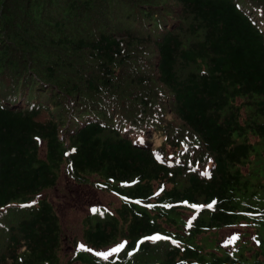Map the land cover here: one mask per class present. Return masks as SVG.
Returning a JSON list of instances; mask_svg holds the SVG:
<instances>
[{
    "label": "trees",
    "instance_id": "16d2710c",
    "mask_svg": "<svg viewBox=\"0 0 264 264\" xmlns=\"http://www.w3.org/2000/svg\"><path fill=\"white\" fill-rule=\"evenodd\" d=\"M0 264H264V0H0Z\"/></svg>",
    "mask_w": 264,
    "mask_h": 264
},
{
    "label": "rangeland",
    "instance_id": "374dc122",
    "mask_svg": "<svg viewBox=\"0 0 264 264\" xmlns=\"http://www.w3.org/2000/svg\"><path fill=\"white\" fill-rule=\"evenodd\" d=\"M46 195L56 209L64 233L62 234L64 242L60 244L59 253L62 263L71 260L74 238L83 240L84 226L82 224L85 217L100 207L113 211L119 206L117 198L113 195L102 193L91 187L74 186L71 180L64 175L60 177L57 187L47 191ZM232 231L222 232L231 237ZM110 248L112 247L103 252H107Z\"/></svg>",
    "mask_w": 264,
    "mask_h": 264
},
{
    "label": "snow or ice",
    "instance_id": "6c2138e0",
    "mask_svg": "<svg viewBox=\"0 0 264 264\" xmlns=\"http://www.w3.org/2000/svg\"><path fill=\"white\" fill-rule=\"evenodd\" d=\"M74 151V149H73ZM210 206V205H209ZM195 207V206H194ZM156 237H147V239H155ZM79 247L83 248L84 245L80 244L78 245ZM124 247V242H121V243H118L116 244L114 247L110 248L107 252H97L96 255L99 256V257H102L104 259H107L108 256L111 254V253H114V252H117L119 251L120 249H122Z\"/></svg>",
    "mask_w": 264,
    "mask_h": 264
}]
</instances>
